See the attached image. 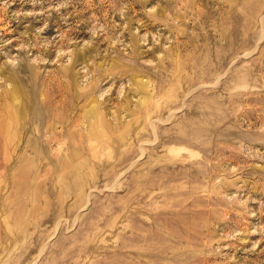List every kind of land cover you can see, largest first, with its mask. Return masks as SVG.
I'll return each mask as SVG.
<instances>
[{"label":"rangeland","instance_id":"374dc122","mask_svg":"<svg viewBox=\"0 0 264 264\" xmlns=\"http://www.w3.org/2000/svg\"><path fill=\"white\" fill-rule=\"evenodd\" d=\"M0 264H264V0H0Z\"/></svg>","mask_w":264,"mask_h":264},{"label":"bare ground","instance_id":"6f19581e","mask_svg":"<svg viewBox=\"0 0 264 264\" xmlns=\"http://www.w3.org/2000/svg\"><path fill=\"white\" fill-rule=\"evenodd\" d=\"M88 115H89V116H92V117L94 116V107H93L91 110L88 111L87 116H88ZM93 119H94V117H93Z\"/></svg>","mask_w":264,"mask_h":264}]
</instances>
